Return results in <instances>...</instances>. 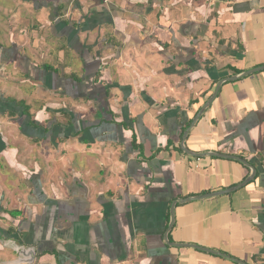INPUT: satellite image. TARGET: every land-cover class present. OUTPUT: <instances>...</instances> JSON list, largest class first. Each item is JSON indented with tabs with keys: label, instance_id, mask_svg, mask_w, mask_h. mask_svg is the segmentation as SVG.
<instances>
[{
	"label": "crops",
	"instance_id": "obj_1",
	"mask_svg": "<svg viewBox=\"0 0 264 264\" xmlns=\"http://www.w3.org/2000/svg\"><path fill=\"white\" fill-rule=\"evenodd\" d=\"M6 3L0 264H264V0Z\"/></svg>",
	"mask_w": 264,
	"mask_h": 264
},
{
	"label": "water",
	"instance_id": "obj_2",
	"mask_svg": "<svg viewBox=\"0 0 264 264\" xmlns=\"http://www.w3.org/2000/svg\"><path fill=\"white\" fill-rule=\"evenodd\" d=\"M264 70V66L262 67H258V68H255V69H252V70H249L245 73H243L241 76L239 77H229V78H225L221 81H219L216 85V88L214 90V92L212 93V95L210 96V98L204 103V105L200 108V110L198 111V113L196 114V116L193 118L189 128L184 132L183 136H182V140H181V143H180V147L182 149L183 152H185L186 154L190 155V156H193V157H199V156H203V155H199V154H194V153H191L189 150H187V148L185 147L184 145V142L187 138V135H188V132L189 130L195 125V123L197 122V120L200 118V116L204 113V111L209 107V105L213 102V100L215 99L218 91H219V88L221 87L222 83L224 82H231V81H236L238 78L240 77H245V76H248V75H251V74H254V73H257V72H260V71H263ZM209 155H213V156H217V157H220V158H226V159H232V160H235V161H238V162H241L242 164H244L245 166L249 167L252 171V173L249 175L248 178H246L242 183H240L239 185L235 186V187H232V188H229L227 190H223V191H219V192H214V193H209V194H204V195H201V196H196V197H191V198H186V199H183L181 201H177V202H173V204L171 205L170 207V216H171V221H170V224L168 226V229H167V232L171 229L172 227V223H173V218H174V208H175V205L177 203H181V202H189V201H196V200H202V199H208V198H212V197H215V196H218V195H225V194H229L231 192H234L235 190H238L242 187H244L245 185H247L249 182H251L252 180H254L255 178V175H256V171L255 169L248 164V162H246L245 160H242L241 158H237V157H231V156H225V155H217V154H209ZM164 239L166 240L165 242L170 245V246H174V247H179V248H183V247H191V248H194L196 250H199V251H202V252H206V253H210V254H214V255H218V256H223L222 254H219V253H216V252H213L211 250H207L205 248H201V247H198V246H193V245H182V244H171V243H168L167 241V234L164 235ZM14 251L17 252L18 254H22L20 255L21 259H25V258H30V256L32 255L31 252H25L27 254V256L25 257V255L21 252H23L24 250L22 248H18L17 246L14 245ZM31 253V255H30ZM29 254V256H28ZM223 257H226V256H223ZM229 259V257H226ZM29 261V260H28ZM235 261V260H234ZM239 264H243L242 262H239V261H235ZM26 263V262H25Z\"/></svg>",
	"mask_w": 264,
	"mask_h": 264
},
{
	"label": "trees",
	"instance_id": "obj_3",
	"mask_svg": "<svg viewBox=\"0 0 264 264\" xmlns=\"http://www.w3.org/2000/svg\"><path fill=\"white\" fill-rule=\"evenodd\" d=\"M28 114L29 108L24 102L16 101L10 98L4 99L0 97V115H8L9 117H16V119H19L22 116H28ZM190 124L191 121L186 124L185 130L190 126Z\"/></svg>",
	"mask_w": 264,
	"mask_h": 264
},
{
	"label": "rangeland",
	"instance_id": "obj_4",
	"mask_svg": "<svg viewBox=\"0 0 264 264\" xmlns=\"http://www.w3.org/2000/svg\"><path fill=\"white\" fill-rule=\"evenodd\" d=\"M7 0H0V41L3 42V39L1 37V31L3 30V25H5L7 27V21L9 20V17H11V14H7V12H3L2 10V6L1 4L4 6V5H7L6 3ZM7 6H11L10 4L7 5ZM13 12V11H12ZM14 13V12H13ZM1 73V71H0Z\"/></svg>",
	"mask_w": 264,
	"mask_h": 264
}]
</instances>
